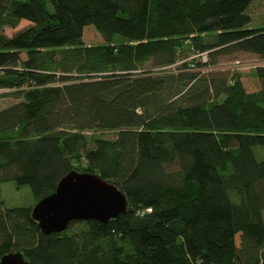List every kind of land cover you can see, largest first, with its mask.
Instances as JSON below:
<instances>
[{
    "label": "trees",
    "instance_id": "1",
    "mask_svg": "<svg viewBox=\"0 0 264 264\" xmlns=\"http://www.w3.org/2000/svg\"><path fill=\"white\" fill-rule=\"evenodd\" d=\"M251 2L0 0L2 25L31 23L0 35V98L19 100L0 109V185L28 186L36 204L77 170L128 200L106 224L45 236L35 204L5 208L0 186V260L21 251L29 264H264L254 152L264 147V65L254 91L240 74L202 76L187 62L165 71L185 51L207 53L198 67L237 53L264 61ZM88 26L103 44L85 45ZM107 131L116 138L88 136Z\"/></svg>",
    "mask_w": 264,
    "mask_h": 264
},
{
    "label": "water",
    "instance_id": "2",
    "mask_svg": "<svg viewBox=\"0 0 264 264\" xmlns=\"http://www.w3.org/2000/svg\"><path fill=\"white\" fill-rule=\"evenodd\" d=\"M128 200L112 182L95 173L72 170L58 183L54 193L37 202L32 218L43 235L60 234L74 221L108 223L125 214ZM0 264H29L21 251L4 255Z\"/></svg>",
    "mask_w": 264,
    "mask_h": 264
},
{
    "label": "rangeland",
    "instance_id": "3",
    "mask_svg": "<svg viewBox=\"0 0 264 264\" xmlns=\"http://www.w3.org/2000/svg\"><path fill=\"white\" fill-rule=\"evenodd\" d=\"M48 8L52 10L51 1L48 3ZM248 14L251 17V23L249 24V28L258 29L264 28V0H252L251 4L248 7ZM0 22V35H4L6 37H12L20 30L31 25L28 21H21L19 26L16 28H12L8 25ZM84 43L86 46H93L98 44H103L104 40L96 31L93 26H88L85 28L84 32ZM180 57V61L177 66H172L165 70L168 73H176L178 72L177 67L183 63L187 62L189 64V68L187 71L198 72L202 76H207L208 73L213 71L225 72L231 74H240L241 81L244 87L248 91H254L259 88V82L257 77L254 75V69L258 66L264 65V61L260 60L258 57L237 53L234 55L221 56L218 58L216 65H207L205 67H198L193 64V61L204 63L202 58L198 56L195 52H187ZM22 60H26V55L22 54ZM207 56V62L209 63ZM151 65L149 64L148 67ZM152 69V68H151ZM162 69L153 68L152 71L154 73L160 72ZM19 100L12 97L7 96L4 98H0V109L9 107L12 104L18 102ZM89 138H104V139H115L117 134L116 132H97V133H89ZM89 147H93V141L89 139L88 142ZM255 155L257 160H264V147L258 146L255 147ZM2 190V201L4 203L5 208L12 209L17 207H28L35 204V199L31 193V190L28 186L18 187L17 184L12 181H4L1 183Z\"/></svg>",
    "mask_w": 264,
    "mask_h": 264
},
{
    "label": "built area",
    "instance_id": "4",
    "mask_svg": "<svg viewBox=\"0 0 264 264\" xmlns=\"http://www.w3.org/2000/svg\"><path fill=\"white\" fill-rule=\"evenodd\" d=\"M204 62H207V53H202L199 55Z\"/></svg>",
    "mask_w": 264,
    "mask_h": 264
}]
</instances>
